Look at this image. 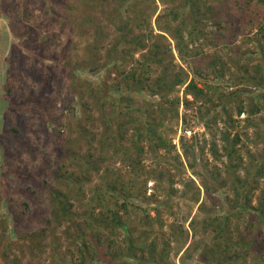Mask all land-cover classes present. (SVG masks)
Listing matches in <instances>:
<instances>
[{"label": "rangeland", "instance_id": "obj_1", "mask_svg": "<svg viewBox=\"0 0 264 264\" xmlns=\"http://www.w3.org/2000/svg\"><path fill=\"white\" fill-rule=\"evenodd\" d=\"M174 1L175 7L181 6L185 0ZM206 3L212 8L207 11L213 16L209 20L210 27L223 31L224 37L220 42L226 43L234 25L241 27L240 21L231 26L226 23L224 1L207 0ZM173 5L161 0H0V215H7V230L0 226V264H78L75 244L69 234L72 230L67 231L71 222L67 220L57 224L54 221L50 191L60 189L67 194L68 200L74 203L73 217L80 220L76 215L82 212L80 205L112 181L118 184L133 181L138 185L136 189H146V195H155L156 199H164L169 190H174L170 192L173 200L171 211L168 212L164 205L160 206L163 223L155 224L150 235V240L158 243L157 250L162 249L164 240L171 242L167 263L207 264L203 254L211 256L213 247L222 264H244L241 259L231 262L229 259L233 251L241 252V247L232 242L237 241L241 235L238 233L245 230L244 221L253 215L252 212L257 213L250 205H259V200L264 198V176L259 177L257 188L253 190L250 189L251 182L246 184L255 171L256 166L253 165L264 163V109L255 115L246 113L238 116L236 106L241 98H233L234 101L229 103L223 100L233 97L236 89L239 90L238 95L253 91L262 93L264 82L256 88L250 85L249 92L245 85L237 86L231 81L232 74L237 72L234 65L228 69L231 57L239 62L246 61L244 54L253 49L252 43L246 40V31L243 35L237 33V39L219 48V56L227 63L221 65L219 61L218 68H223L226 73L223 79L219 74L215 76L216 72L207 66L215 46L204 48L196 57L181 59L173 36L158 29V21L161 24L165 20L171 21L173 25L180 21L174 20L167 12ZM203 8L199 14L201 18L206 10ZM222 8L224 10H220ZM180 10L189 12L188 7L181 6ZM158 15L162 17L158 19ZM188 18L191 17L188 15ZM217 22H221V26ZM253 24L260 25L259 22ZM242 28L245 29L244 26ZM139 34L145 35L142 37L146 44L143 50L138 49L135 43ZM155 43H159L166 53L161 61H149L151 65L145 66V70L141 66L142 55L154 49ZM250 57V61L258 62L256 64L264 72V58ZM256 64L251 69L253 74ZM137 68L138 78L143 79L145 76L155 79L167 68L170 78L182 71L188 76L176 91L165 94L158 90L156 93L146 85L139 90L145 82L134 83L124 79L128 71ZM196 68L205 72L199 76L195 73ZM191 80L199 87H205L204 83H221L222 93L212 95L209 91L211 95L205 104L196 101L188 109L185 98L194 100V97L186 94L185 87ZM176 98H180L178 120L171 121L168 113L161 129L175 148L153 151L150 142L142 141L140 144L145 151L142 164L137 165L134 172L132 167L113 155L111 145H107L106 151H101V138L107 130L104 117L111 116L110 120L116 122H112L113 128L119 123L124 124L121 129L123 138L120 139L122 147L124 152L135 154L136 147L131 139L138 121H133V118L138 117L144 125L149 118L153 120L147 109L158 112V101L166 103L165 99ZM225 113H231L235 119V130L241 137L239 148L242 158L235 161L241 160L242 164L237 167L236 176H240L243 185H247L245 191L250 192L251 203L243 202L246 211L235 199L230 185L222 187L210 175L215 165L224 168L208 150V142L211 138H218L213 133L224 126ZM182 140L194 157L186 154ZM112 142V137H109L107 143ZM204 144L206 147L202 152ZM194 158L196 163L191 167ZM93 161L99 163V169L93 168ZM157 168L163 169L162 177L155 172ZM82 172H86L87 179L79 182L76 177ZM220 172L222 177L226 176L223 169ZM4 174L6 178H3ZM201 174H207V179ZM68 177L83 185L82 192L87 195L84 203L74 198L78 197L74 181L72 179L69 186L66 182ZM206 180L213 187L211 196L203 184ZM137 196L144 198L143 204H149L151 208L148 213L155 216L154 208L160 200L146 199L143 192ZM10 197L15 200L14 206L10 205L12 211L7 202ZM25 202H28L27 207ZM11 212L19 214L20 219H26L27 227L17 223ZM45 217H52L53 222L47 225ZM213 217L223 218L221 225L225 221L230 222L224 239L218 235V239L212 241V234L207 233L194 235L191 226L194 219ZM134 220L136 224L137 217ZM173 227L183 229V234L178 233L182 237L179 240L171 235ZM182 242L185 243L181 251L174 255ZM193 244L197 245L184 254L185 249ZM246 264H256L253 255L248 256Z\"/></svg>", "mask_w": 264, "mask_h": 264}, {"label": "trees", "instance_id": "obj_2", "mask_svg": "<svg viewBox=\"0 0 264 264\" xmlns=\"http://www.w3.org/2000/svg\"><path fill=\"white\" fill-rule=\"evenodd\" d=\"M222 1H224V9L227 8L226 23L231 26L234 22L240 21L241 25V27H235L236 25H234V30L231 31L230 38L226 39V43L220 42V39L222 40L224 37V32L221 30L215 31L210 27L211 25L209 24V20L213 16H210L207 12L208 9H212L209 7V5H207L209 4L206 3L207 0H185L181 6H183V8L188 7L189 12L181 11V6L174 7V0H161L162 3H170L173 5V7L170 6L168 8L169 10H167V12L174 20L177 21L180 19V21L175 25H173L171 21L165 20L162 24L160 21H158V29L163 32H168L173 36L178 54L180 55V58L184 60L198 56L204 51V48L206 47L215 46L216 48L213 50L214 52H212L213 57L210 61H207V66L209 67V70L216 72L215 76H218L219 74V77L222 79L226 76V73L223 68H218L219 61L222 62L221 65H225L227 63L226 61L224 63L222 61V57L219 56V48L222 44L226 46L228 43L233 42L234 39H237V33H241L243 35V33H245L244 31H246V40L252 43L253 49L249 51L250 53L248 52L244 54L247 56L246 61L242 60L239 62V60H235L233 57H231L228 69L232 68L230 65H234L237 68V72L232 74V83L237 86L239 84H241V86L245 85L250 92V85H253L256 88L260 83L264 82V72L261 66L256 64L258 62L255 63L254 61H250L252 60V57H250L251 55H256L260 59L264 58V0ZM230 6L231 9L229 10ZM203 7H205L206 10L203 11V17L201 18L199 14L204 9ZM224 9L222 8L220 10ZM188 15L191 18H188ZM158 16V19L162 17V15ZM139 22L141 25L144 24L143 21ZM255 22H259L261 26L254 25L253 23ZM216 24L221 26L222 23L217 22ZM242 26H244L245 29H243ZM223 27L224 25L222 28ZM254 27L256 28L254 29ZM152 32L153 28L150 30L151 35ZM251 33L253 34L251 35ZM144 36V34H139V36L136 38L135 43L138 45V49L143 50L146 48V44L142 38ZM161 36L165 37L164 34H161ZM160 46L161 45L159 43H155L154 49L142 55L143 59L141 60V66H144L145 70V66L151 65L149 61L153 63L163 59V54L166 52H164V49H162V47L160 48ZM14 64L15 62L12 63V66ZM253 64H256V71L254 74L251 72ZM138 72V68L128 71V74H125L124 79L131 80L134 83L145 82L143 83L144 85L139 88V90H141L146 85V87L152 88L156 93L158 90H161L165 94L176 91L177 86L184 84L188 76L186 72L182 71L177 72L172 78H170L168 74L170 70L167 68L162 75L155 79H150L148 76H145L143 79L138 78ZM204 72L205 71L201 68H196L195 70V73H197L199 76H201ZM183 73H185V76H182ZM204 84L205 87H199L194 80H191L185 87L186 94H192L194 97V100L185 98L184 103L188 109L192 108L196 101H202L205 104L209 100V95H211L209 94V91L213 93L212 95L219 92L222 93L221 87L223 85L221 83ZM117 86L119 87L120 85L118 84ZM11 88L13 89V87ZM256 92L257 91L248 93L249 95H242L243 93L238 95L239 90L236 89L233 91V97H227L223 101L229 103L230 100L231 102L234 101L233 98L239 97L241 98L239 99L241 102L236 106L237 115L241 116L242 114L246 113L249 115H255L262 112L264 109V91L262 93ZM210 99L212 98L210 97ZM165 100L166 103H164V101L157 102L159 108L158 112L154 111L152 108L147 109V114H150L149 116L152 117V121L149 118L148 122L142 125L143 121H141V119L138 117L133 118V121H138L135 125L136 133L131 139L134 147H136L135 154L127 153L128 151L124 152V148L122 147L120 139L123 138V131H121V129L124 124L119 123L117 127L113 128V121L110 120L111 116L110 118L104 117L107 130L101 138V151H106L107 148L110 147L109 145H111L113 155L121 159L127 166L132 167V171L134 172L137 165L142 164V159L145 152L144 146L140 144L142 141L150 142L151 148L154 149L153 151H158L160 148H168V150L175 148V145H172V142L169 139H166L164 131L161 129L165 124L168 113L171 121L178 120L180 98ZM223 107L226 109L225 104ZM198 108L201 110V106ZM139 111L140 114L143 113L141 108ZM225 117L227 118H224V126L218 127L217 133H213L214 135L217 134L218 138H211V141L208 142V150H210V152L213 154L216 161H221V164L224 166V168H222L221 165H215V169H212V173L210 175L214 179L218 180L220 186L225 187L230 185L232 188L231 192L234 194L235 199L240 201V205H243V202L246 204L245 201H249L250 204L252 201L250 198V192H246L245 188H247V185L250 182L252 183V187H250L251 190L257 188L259 177L264 176V163H257L256 165H253L254 167L256 166L255 171L251 174V179L246 181L247 185H243L240 176H236L237 167L242 164V161L240 160L242 158L240 153L241 149L239 148L241 137L240 134L235 130V119L231 116V113H225ZM115 123L116 122H113V124ZM256 125L258 126V124ZM172 130L173 129L170 131ZM109 137H112L113 139L112 144L107 143V139ZM181 144L183 145L186 154L190 156L192 155L194 157V153L183 140ZM205 147V144L201 146L202 152L205 151ZM236 158H240V161L237 163L235 161ZM195 163L196 161L194 158V161L190 163V166H195ZM87 167L90 168V164H88ZM98 167L99 163H97V161H93V168L99 169ZM222 169L226 172L225 177H222L220 172ZM213 170H216V172H213ZM144 171L145 170H143V172ZM162 171L158 170V168L155 169V172L159 175V177H162L164 172ZM85 173H80L76 177V180L79 182L86 180L87 175ZM195 173L200 175V173L196 170ZM201 175L207 179V174ZM149 177L153 178L151 173H149ZM3 178H6L5 174L3 175ZM72 179H69V177L66 179V182L69 186L72 185ZM190 181L193 182V180ZM203 184L206 187V192L209 193V196H211L213 187L209 186L207 180ZM187 185L189 186V183ZM136 187H138V185L134 184L133 181H124L119 184L115 181H112L101 191H95V195L91 196L84 203L87 195L82 192L83 185H80V183H76L74 181V191L78 196L74 198L78 200V202H82L83 200L84 203V205H80V208H83L82 212L80 211L76 213V215L81 218L80 220L79 218L73 217L72 208L74 207V203L68 200L69 197L67 194H64L60 189L50 191L51 202L53 204L52 211L54 215V221H57V224H61L67 220L71 222L67 226V231L72 230V232L69 234L72 236V243L75 244V252L78 258V264H170L167 263V261L170 258L172 250L171 242L169 240H164L162 243V249L157 250L158 243L157 241H154V239L150 240V235L154 231L155 224L158 222L160 224L163 223L159 209L160 206L164 205L168 209V212L171 211L173 200L171 199L172 194L170 192H174V190H169V192L166 193L164 199L158 197L156 199L155 195L147 196L146 189L139 190L136 189ZM116 191H118L117 194L115 193ZM139 192H143L146 199H150L152 197L151 199L153 200H160V204L156 205L154 208L156 211L155 216H152L150 213H148V210L151 208H149V204H143L144 198L137 196ZM184 193H186V190ZM118 194H120L122 197L118 196ZM196 195L197 193L194 194V196ZM7 202L9 206H14L15 200L14 198L10 197ZM11 206L9 209L10 211L13 209ZM24 206L27 207L28 202H25ZM250 206H252V209H254V211L257 213L252 212L253 215L251 217L249 216L250 218L244 221L245 230L238 233L241 235H238L239 238L237 237V241L232 242H236V244L241 247V252L233 251V256L230 257L229 262L234 259H241L242 262L246 264L248 256L253 255V259L256 264H264V198L259 200V205ZM244 209L246 211L247 208L243 205V210ZM11 213L16 219L15 221L17 223L27 227L28 221L26 219H20L19 214L13 212ZM136 217L138 220H136L137 223L134 224V218ZM44 219L47 225H50L53 222L52 217H45ZM40 220H42V218H40ZM222 220L223 218L221 219L218 217L202 218L200 220L194 219L191 224L194 235H203L207 233L206 235L212 234V238H214L212 241L217 240L218 235L224 239L225 236L228 235L229 230L227 231V227L230 222L226 223L227 221H225L223 225H221ZM217 221L220 223L216 224ZM0 226L4 231L7 230L6 214L0 215ZM209 230L210 232H208ZM180 232L183 234L182 228L177 230L173 227L171 235L175 240H179L182 238L181 236H178V233ZM250 232L252 235H250ZM184 243L185 242H182L181 245L175 249L174 255L179 254ZM196 245L193 244L192 246H189L183 253H189ZM211 253V256H208L207 253L203 254L204 262L207 264H222L221 260L216 258L215 248L211 247Z\"/></svg>", "mask_w": 264, "mask_h": 264}]
</instances>
